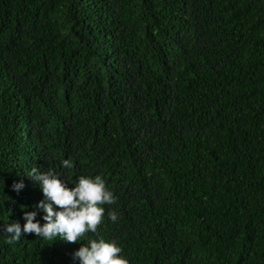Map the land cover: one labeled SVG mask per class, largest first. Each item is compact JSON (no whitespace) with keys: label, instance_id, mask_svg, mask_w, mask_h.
I'll return each mask as SVG.
<instances>
[{"label":"trees","instance_id":"16d2710c","mask_svg":"<svg viewBox=\"0 0 264 264\" xmlns=\"http://www.w3.org/2000/svg\"><path fill=\"white\" fill-rule=\"evenodd\" d=\"M33 167L102 175L98 231L7 243L46 223ZM100 238L129 264H264V0H0V264Z\"/></svg>","mask_w":264,"mask_h":264},{"label":"clouds","instance_id":"9594fccd","mask_svg":"<svg viewBox=\"0 0 264 264\" xmlns=\"http://www.w3.org/2000/svg\"><path fill=\"white\" fill-rule=\"evenodd\" d=\"M62 166L70 170L73 163L70 159H65ZM27 176L42 189L46 202L41 201L37 208L46 213L43 217L46 223L41 224L36 219V211H25L26 223L23 226L14 222L4 228L8 234L6 242L9 244L19 242L23 235L29 234H35L45 240H55L59 237L68 243L81 242L89 233L98 231L106 215L105 205H114L118 199L109 190L102 175H81L75 187H68L52 170L41 172L37 167H33ZM23 187L22 182L13 184L16 191ZM107 215L112 222L118 221L116 211H107ZM122 253L123 248L116 241L108 242L100 238L83 244L74 253V259L79 260L80 264H129Z\"/></svg>","mask_w":264,"mask_h":264}]
</instances>
